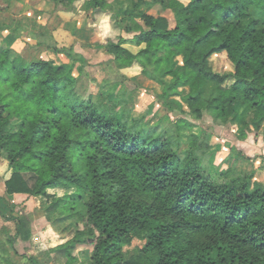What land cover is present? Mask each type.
I'll list each match as a JSON object with an SVG mask.
<instances>
[{
    "label": "trees",
    "instance_id": "obj_1",
    "mask_svg": "<svg viewBox=\"0 0 264 264\" xmlns=\"http://www.w3.org/2000/svg\"><path fill=\"white\" fill-rule=\"evenodd\" d=\"M51 1L78 10V0ZM155 6L172 12L173 26L150 13ZM117 9L124 13L113 15ZM251 9L264 17V0L82 3L81 11L114 18L117 29L132 35L108 40L105 52L118 69L138 65L162 89L155 99L174 116L167 128L163 120L150 126L144 115L117 110L123 99L85 96L78 87L84 69L75 71L65 49L36 43L65 54L70 66L24 58L12 47L18 29L0 22V32H9L8 45H0V159L12 172L6 194L49 198L46 217L75 231L51 251L64 253V264H77L83 246L87 264H264V186L254 174L237 172L232 155L227 170L215 173L213 136L188 127L207 115L218 126L238 124L244 141L264 126V29ZM222 54L230 72L213 68ZM136 88L122 87L131 100ZM25 175L34 178L32 186ZM56 188L65 190L62 196L48 193ZM0 216L16 225L0 239V263L21 264L15 243L30 240V221L5 197ZM136 237L145 243L132 256Z\"/></svg>",
    "mask_w": 264,
    "mask_h": 264
},
{
    "label": "rangeland",
    "instance_id": "obj_2",
    "mask_svg": "<svg viewBox=\"0 0 264 264\" xmlns=\"http://www.w3.org/2000/svg\"><path fill=\"white\" fill-rule=\"evenodd\" d=\"M84 1L85 0H78L75 3L78 10L76 12H71L51 0H29V5L32 8H37L50 16L48 20V31H44V28L35 22L32 23L26 18L17 17L19 15L18 11L21 4H16L12 9V11L16 12V17L12 12L1 10L0 22L10 26V28L14 30L18 29L20 36L17 39L15 38L16 40L12 47L20 55L29 57L31 55L40 56L42 53L44 54L45 49L39 48L36 45L39 41L48 44L51 47H57L58 49L62 48L71 52L75 59L74 62H76V64L74 63L75 71H77L79 66L84 69V74L78 79V87L85 96L93 93L96 101H101L102 98L106 99V97H109L111 101L113 99H115V101L123 99L124 103L122 102V105L117 110L126 111L130 109V115L133 117H141L144 115L150 126L157 124L161 120L166 122L163 127L167 128V126H170V122L174 120V116L168 115L155 99V95L157 96V93L160 91L162 93V89L144 77L139 76L141 68L138 65L121 72L116 70L113 71L112 58L105 52L104 46L108 40L116 42L121 36L130 39L132 35H128L117 29L116 24L114 23V18L111 19L102 13L93 16L91 12L81 11L80 6ZM113 1L114 0H108V2ZM180 1L184 4L189 2V0ZM123 13V10L117 9V12L113 15H122ZM150 13L166 17L169 20L170 25L173 26L174 17L171 11H165L159 6H155ZM251 14L259 20L260 28L264 29L263 15L254 9H251ZM31 35H35L37 41L31 39ZM5 37L8 38L7 36ZM29 39L32 41L29 42ZM127 47L134 51L138 50L137 47L131 44H128ZM81 56L87 59L86 63H83L79 58ZM181 64L182 62L179 60L178 65ZM212 65L214 70L219 73L230 72L232 67L226 54L216 56L212 61ZM134 77L138 79L135 80ZM115 85L118 88H116ZM121 85L122 87L123 85L128 86L130 90L137 87L135 93L133 92L132 100L130 92L129 96L124 95ZM111 87L114 90L112 95L108 93V90ZM188 94V90L182 91V95L186 96ZM249 120H251L250 115L248 116V121ZM189 121V131L208 133L215 137V139L212 137L211 149L213 147L212 145H215L216 143L221 145L225 151H229L228 147L232 145L233 149L231 150V153L233 155H236L237 157L240 155L241 158L243 157V154H248L251 158H254L259 155L257 152L259 153L263 147L264 140H262V135H264V126L257 131H249L247 139L242 141L238 139L240 126L236 123H233L230 126H218L212 123L210 117L207 115L202 121H197L194 118ZM194 125H196L197 128L194 127ZM182 139L183 142L186 141L185 136H183ZM221 141L226 142L223 144ZM4 172L6 174L8 171ZM25 179L29 182L30 186L33 185V177L25 175ZM2 182L3 181L0 180V193ZM63 192V188H56L49 191V193L58 196L62 195ZM48 199V197L44 199L31 197L26 200H18L19 208H21L20 210H23L24 214L26 213L25 215L31 219L30 229L34 231V234H37V231H44L45 229L52 227V230L50 231L52 240H50V238H48L49 240L44 241L39 240L43 241L38 242L39 245H35V240L28 243L16 242L15 246L19 252V262L21 261V264H29L27 258H23L22 255L25 257H34L41 264H49L48 255H51V259L55 258L52 262L53 264H64L66 261L64 253L56 254L53 252H45L51 249V247H56L59 243H64L66 240L71 239L75 233L74 229L63 231L64 226L59 227L58 223V229L54 226L53 222L49 220L47 221L43 207H45V202H48ZM17 213L21 215L20 212ZM3 223L2 219H0V233L6 229L4 227L1 228ZM9 225L8 228L10 227V232L14 233V224ZM5 234L7 233L3 232V234L0 235V239H5ZM144 243L145 242L142 239L136 237L134 238L132 245L128 248V251L132 256L137 255L139 250L144 246ZM87 251V247L83 246L78 248L76 255L79 257V262L77 264H87L89 255Z\"/></svg>",
    "mask_w": 264,
    "mask_h": 264
},
{
    "label": "crops",
    "instance_id": "obj_3",
    "mask_svg": "<svg viewBox=\"0 0 264 264\" xmlns=\"http://www.w3.org/2000/svg\"><path fill=\"white\" fill-rule=\"evenodd\" d=\"M16 4H21V7H20V9L18 11L19 15L17 17L26 18V19L30 20L32 23L35 22L36 24H39L43 28H45L44 31H48V20H49L50 16L47 13H43V11H41V10H39L37 8H32L29 5V0H0V11L1 10H5L7 12H12V13L15 14V17H16V12L12 11L13 7ZM8 34H9L8 30L5 31V32L4 31L0 32V39H1L0 40L1 44L0 45L1 46L8 45L6 37H5ZM46 35H47V33H46ZM31 41L32 40L29 39V42H31ZM32 44H34V43H32ZM137 48H138L137 51H134L131 48H129V49L131 51H133L134 53H137L139 51V47H137ZM44 49H45L44 54L42 53L39 56L41 59H44V60H47V61H52L55 65H65V66H70L71 65V62H70L69 58L65 54L56 53L52 49H47V48H44ZM22 56L24 58H26L25 55H22ZM111 58H112V65H113V68H114L113 71L116 70V71H120L121 72V71L125 70V69H122V70L118 69L115 66L114 62H113V57L112 56H111ZM81 60L83 61V63H86V61H87V59L85 57H83V56H81ZM127 69H129V68H127ZM76 76H77V74H75V77ZM139 76H141V73H139ZM134 78L136 79V77H134ZM139 79H141V78H139ZM213 138L215 139V137H213ZM262 140H264V135H262ZM225 142L226 141H221V143H223V144ZM212 146H213L212 147V154L214 155V160H213L212 165L215 168V171H214L215 173H219L221 171L227 170V168H228L227 159H228V157H230L232 155L233 158H234V161H236L237 172L243 173V174H254L255 180L264 186V143H263V147L261 148L260 152L259 153L257 152V154H259V155H257L254 158H251V156L248 155V154L247 155L243 154V157H241V158H240V155H239V157H237L236 155H233L231 153V150L233 149L232 145L228 147L229 151H225L224 148H222L221 145H218L216 143H215V145L213 144ZM8 169H9L8 162L6 160H4V159H0V180L3 181L2 182L1 193H0V198H3V197L7 198L9 200V202L15 207L16 213L20 212L21 215L27 217V215H25L26 213L24 214V211L20 210L21 208H19V201L18 200H22V199L26 200V199L31 198V197H29L28 195H24V194H14V195H11V196L6 194L5 182L8 179H10L11 174H12V172L10 170H8ZM4 171H8V172L5 174ZM64 192H65V190H64ZM49 194H51V193H49ZM51 195H56V194H51ZM62 195H59V196H62ZM38 198H41V197H38ZM27 218L29 219L30 225H31V219L29 217H27ZM0 219H2V221L4 222L3 225L1 226V228L2 227L6 228L3 232H5V233L7 232L9 235L10 234L13 235L15 233V229H16L15 223L14 222H6L1 216H0ZM48 220L49 219L47 218V221ZM9 224H14V226H15L14 227V233L10 232V229H9L10 227L8 228V226H10ZM51 228H47L44 231H41V230L37 231V234H34L33 233L34 231L30 229V231H31L30 240L23 241L22 239H18L16 242L17 243H28V242H30L32 240H35V242H36L35 245H39L38 242H43L44 240H49L48 238H50V240H52L51 239V232H50L52 230ZM3 232L0 233V235L3 234ZM39 240H43V241H39ZM67 241L68 240H66L64 243H66ZM64 243L63 242L59 243V245H57V246H60V245H62ZM54 248L55 247H51V249H49V250H47L45 252H47V253L50 252L51 253L52 249H54ZM48 256H49L48 263L49 264H53L52 262L55 260V258L51 259L52 258L51 255H48Z\"/></svg>",
    "mask_w": 264,
    "mask_h": 264
}]
</instances>
